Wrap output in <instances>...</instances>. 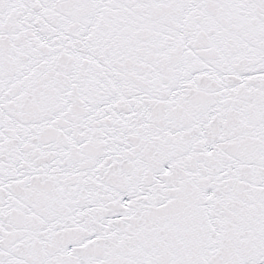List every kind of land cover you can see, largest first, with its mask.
<instances>
[{
  "label": "snow or ice",
  "instance_id": "1",
  "mask_svg": "<svg viewBox=\"0 0 264 264\" xmlns=\"http://www.w3.org/2000/svg\"><path fill=\"white\" fill-rule=\"evenodd\" d=\"M0 264H264V0H0Z\"/></svg>",
  "mask_w": 264,
  "mask_h": 264
}]
</instances>
